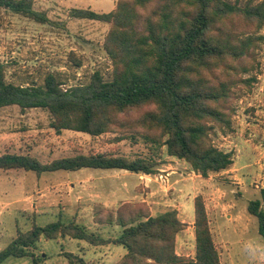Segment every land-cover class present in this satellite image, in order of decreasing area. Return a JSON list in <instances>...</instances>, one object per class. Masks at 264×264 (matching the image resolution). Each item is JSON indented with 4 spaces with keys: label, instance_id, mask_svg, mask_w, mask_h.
<instances>
[{
    "label": "trees",
    "instance_id": "trees-1",
    "mask_svg": "<svg viewBox=\"0 0 264 264\" xmlns=\"http://www.w3.org/2000/svg\"><path fill=\"white\" fill-rule=\"evenodd\" d=\"M35 1L0 0V11L44 24L49 19L35 9ZM70 16L110 25L103 45L112 65L110 79L95 71L86 84L63 87L56 75L48 74L42 85H16L7 81V67L0 62V110H46L57 133L113 134L115 141L140 137L158 155L89 153L42 163L30 154L5 153L0 155V170L40 176L90 168L155 175L163 149L203 178L233 165V153L219 149L214 136L232 131L235 102L257 82L264 0H118L109 13L75 8ZM70 58L82 66L73 53ZM261 194L249 202L248 212L258 219L264 239V189ZM194 205L193 258L177 253V236L188 225L176 209L153 216L146 202H126L94 214L97 225L121 227L113 239L89 232L76 221L35 222L0 251V263L11 257H31L36 263L32 249L44 237L82 240L93 247L123 246L127 252L116 264H222L203 197L197 196ZM65 256L69 264H88L79 254Z\"/></svg>",
    "mask_w": 264,
    "mask_h": 264
},
{
    "label": "rangeland",
    "instance_id": "rangeland-1",
    "mask_svg": "<svg viewBox=\"0 0 264 264\" xmlns=\"http://www.w3.org/2000/svg\"><path fill=\"white\" fill-rule=\"evenodd\" d=\"M117 1L36 0L35 9L46 13L49 19L44 24L1 10L0 62L7 67V81L16 85H42L48 74H54L64 83L63 87H69L88 83L95 71H101L110 79L112 65L103 47L110 25L73 18L70 11L79 8L109 13L116 8ZM72 53L81 61V67L71 60ZM259 59L260 72L252 91L240 93L235 102L232 131L214 136L219 149L233 153L231 170L203 178L197 176L189 164L179 162L182 165L177 174L182 180L180 188L162 192L170 200L165 210L173 209L177 196L187 191L184 198L178 197V201L182 200L180 214L185 220L194 218V200L197 196L203 197L222 264H264V239L259 234L258 219L248 212L249 202L261 199L264 189V44ZM51 119V114L42 109L22 111L17 106L1 109L0 155L30 154L42 163L89 153L128 158L158 155L156 149L140 137L115 141L113 134L91 137L73 131L59 137L50 128ZM166 155L163 149L158 161ZM138 177L117 169L62 170L40 176L23 170H0V251L19 231L29 230L35 222L45 225L57 220L76 221L106 239L117 237L121 232L119 226L102 228L94 224L96 211L117 209L101 208L97 194L109 187L118 192L124 185L139 187ZM122 200L135 198L128 193ZM185 237L188 244L182 248ZM32 252L36 263L31 257H11L0 264H69L67 252L79 254L88 264H116L118 255L126 249L115 244L93 247L82 240L43 237ZM178 252L195 256L193 228L186 229L180 236Z\"/></svg>",
    "mask_w": 264,
    "mask_h": 264
},
{
    "label": "crops",
    "instance_id": "crops-1",
    "mask_svg": "<svg viewBox=\"0 0 264 264\" xmlns=\"http://www.w3.org/2000/svg\"><path fill=\"white\" fill-rule=\"evenodd\" d=\"M67 132H70V131H68V130L62 131L61 133H58L57 136L61 137V136L65 135ZM77 134H80V133H77ZM162 161H163L162 165L158 167L159 172L155 175L136 174V173H132L129 171L121 170V172L124 171V172H129V173L134 174V175H138L139 180H141V181H138L139 187H131L130 188V187H127V185H124V186H121V188H120L121 191H119V192L114 191L112 188L109 187L106 189V191L99 192L97 194V197H100L99 200L97 201L98 202L97 204H101L102 205L101 208H110L111 209V208L115 207V209H116L126 202H146L150 206L153 216H157L159 214H162V213H165L169 210H172V209H165L164 210V207L167 204H170V200L166 199L165 198L166 194H162V192H164L165 190H168L170 188H174V189L180 188V186L182 184V183L180 184V182H182V180L179 178V176H177V174H179V172H180L179 166H182L180 163L184 164L183 162H185V161L179 160L175 157H171L168 155H166ZM186 168H189V167H186ZM230 170L231 169H227L223 172H229ZM161 174L163 175V177H165V180H163V181H160L157 178ZM197 176H200V175H197ZM126 188H128V189H126ZM128 193H129V195L133 196L135 198V200H133V201L122 200V198L125 195H127ZM186 194H187V191L183 190V195L180 194L179 196H177V203L175 205H173V209H176L179 212L180 220L188 225L187 229L193 228L195 230V216L192 219L185 220V219H182L181 214H180L181 209H182V204H180V203L182 202V200L178 201V197H180L182 199L185 197ZM95 225H97V224H95ZM100 226L102 228H105V226H110V225H100ZM115 227H118V226H115ZM120 229H121V227H120ZM121 231H122V229H121ZM184 232H186V230H183L177 236V247H176V249H177V253L179 255H182L178 252L179 238H180V236H182V234ZM187 242H188V239L185 237V239L183 240L182 248L183 247L186 248V246L188 244ZM126 252H122L118 255V258H119L118 261L126 254Z\"/></svg>",
    "mask_w": 264,
    "mask_h": 264
},
{
    "label": "built area",
    "instance_id": "built-area-1",
    "mask_svg": "<svg viewBox=\"0 0 264 264\" xmlns=\"http://www.w3.org/2000/svg\"><path fill=\"white\" fill-rule=\"evenodd\" d=\"M157 178L158 180H162V181L165 179L162 175H159Z\"/></svg>",
    "mask_w": 264,
    "mask_h": 264
}]
</instances>
